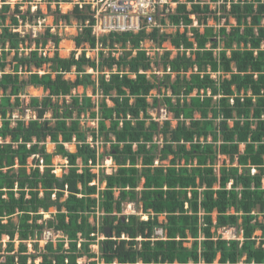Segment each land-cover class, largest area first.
<instances>
[{
	"label": "trees",
	"instance_id": "obj_1",
	"mask_svg": "<svg viewBox=\"0 0 264 264\" xmlns=\"http://www.w3.org/2000/svg\"><path fill=\"white\" fill-rule=\"evenodd\" d=\"M44 1L48 11L50 3L67 2ZM174 1L180 4L170 22L183 24V33L96 37L85 26L93 24L89 6L76 5L70 14L55 9L56 21L83 25L74 39L80 57L74 52L60 59L57 50L53 58L39 52L49 42L58 49L57 34L48 29L33 39L19 32L26 22L45 18L39 6L23 11L0 0V264H264V0H222L224 14L214 18H232L236 26L217 33L208 20L210 3L220 0ZM192 16L200 27H192ZM145 40L159 47L169 42L180 52L175 59L165 53L166 74L153 81L145 75L151 70ZM86 46L98 50L95 59L86 57ZM118 47L120 59L106 54ZM46 66L49 73L40 75ZM74 73L72 82L67 77ZM29 88L46 95L29 97L23 107L36 118L14 120V108L24 112L21 98ZM80 88L85 92L74 94ZM88 89L102 97L93 101ZM153 90H164L176 126L149 115L160 105ZM83 119L96 120L97 127L82 125ZM89 134L110 144L109 151L100 155ZM47 139L48 151L55 143L53 153L46 152ZM55 156L69 164L62 177L52 173ZM105 156L117 169L94 173L91 166ZM220 157L225 161L215 171ZM125 203L137 204L147 220L126 215ZM51 209L55 213L44 220ZM225 228H235L242 241L218 235ZM44 229L61 239L40 250ZM29 243L35 255L28 254Z\"/></svg>",
	"mask_w": 264,
	"mask_h": 264
},
{
	"label": "rangeland",
	"instance_id": "obj_2",
	"mask_svg": "<svg viewBox=\"0 0 264 264\" xmlns=\"http://www.w3.org/2000/svg\"><path fill=\"white\" fill-rule=\"evenodd\" d=\"M25 1L26 0H24V2H23V0H9V2L12 5H15V4L23 5V11H26L27 7L30 6L31 11L34 12L35 9L37 8V6H39L42 10V13L45 15V18L38 20V21L34 20L32 22H26V24L23 25L19 29V32L21 31L20 32L21 35L28 34L31 36V38L34 39V38L39 37L40 35H43L45 33V31L49 29L50 33L57 34L61 38V43L59 44L58 49H55L53 43H51V42L47 43L45 45V48H43V50H39V52L42 55H44V57L46 55V57L53 58V55H54L56 50L58 51L60 59H70L72 53H74V52L77 54V57H80V55L83 52L82 51L83 49L77 48L74 39L82 31V28H83L82 23L81 22L79 23L75 19H72L70 24H66L64 21H62L60 19L58 21H56L55 16L52 15V12H54L55 9H58V11H60V13H62V14H70L71 12H73L75 6L78 5L79 2L85 3V5H86L91 0H66L67 2H61V3H59L58 6H56L55 3H50L49 5H50L51 10H49V11L47 8L48 3L44 0H32V2H25ZM206 1L209 2L210 0H206ZM222 3L223 2L220 1L216 4H210V8L212 10V15H211L210 19L208 20V26L213 27V29L216 33L219 31V29L221 27H225L226 30L229 31L231 27L236 26V22L232 18H229L228 20L221 18V19H219V21H217L214 18V16H217V17L223 16L224 13L221 10L219 11L217 8ZM64 4H69V6H67L64 9ZM13 10H14V6H13ZM84 10H85V8H84ZM11 15H12V13L10 14V16ZM192 18L195 20L192 27H200L198 22H196V18L194 16H192ZM9 21H10V19H8V21H7L8 24H9ZM242 30L243 29L241 26V31ZM177 31H180L181 33H183L185 31V29H183L182 27L180 29H177V28L174 29L172 26H167L164 30V33L176 34ZM201 31H203V27L201 28ZM189 36L191 37L192 34L190 33ZM28 43L30 45L31 50H34L35 44L30 43L29 41H28ZM141 47L145 50L147 58L151 62L150 72L145 73V75L150 79V81L154 80L153 76H155L156 78H162L166 74L163 71L161 59L164 57V55L167 51H172V53H173L172 59L177 58L178 54L180 53L178 50H175L173 48V46L171 45V43H169V42L164 43V44H162L161 47H159V44H156V43L154 44L152 41L145 40L142 43ZM208 47H209V45H208ZM221 47H222V43H219V48H221ZM85 49L87 50L86 51V57L92 58V59H95L97 57L98 50H96V51L88 50L87 46ZM31 50H26L27 51L26 53H28ZM181 51H183V50H181ZM218 51H219L218 49L215 50V53H217ZM112 53L114 54V57L118 60L121 57H123L124 50H122L121 47H118L117 50H114V51L106 50L107 55L112 54ZM133 55H135V53ZM188 55H189V53H188ZM13 57H14V53L11 54L9 61H12ZM156 64H158L159 67L156 66ZM49 71H50L49 67L46 66L44 69H42L40 71L39 74L43 75L44 73H49ZM7 72L10 73V67L7 68ZM87 73L93 74L92 72H87ZM169 73L170 72H167V74H169ZM96 76L97 75H95V77ZM171 77H172V80H174L176 78V74L171 75ZM212 77H214L216 79L218 76L215 75ZM67 79H69L72 82L76 81V74L74 73V75L67 77ZM83 92H85V90H83V88H80V89H77L74 92V94L82 95ZM27 94L29 96H24L21 98L22 99V104H21L22 108L27 106L29 97H40V98H42L43 96H46L45 94L42 93L41 90H35L33 88H29L27 90ZM86 94H87V96L92 97L93 101H97V98L102 97L100 94L95 96L92 89H88ZM168 94H169V96H171L170 93H168ZM151 96L160 99V105L156 106L153 109H149V111H148L149 115L152 116V119L159 120L161 125L164 123L165 120H172L173 126H176L177 120L173 119V115L168 113V110L164 106V101H163L164 90H162L161 95L158 93V91L153 90L151 92ZM67 100H70V99H67ZM148 101L150 103H152V98L149 97ZM108 103L111 106L113 105V103L110 100H108ZM18 110L19 109L17 107L13 109L14 112H13L12 116H13L14 120L16 118H23L24 120H29L30 118H32V119L36 118L35 114L28 108H25L24 112L22 114H20V112ZM46 116L50 117V114L48 113ZM198 117H200V116L198 115ZM85 122H86L88 127H95L96 128L97 124H98L96 120H87V119H83V121H81V124L83 125V124H85ZM88 136H89L88 141L92 144L93 147H97L98 153L100 155L103 154L104 151H109L110 144H107V146H103V143L101 140H98L97 142H95V141H93L91 134H89ZM48 142H49V139H47L44 142L46 152L53 153L55 151V143L52 142L53 148L50 149V151H48V149H47ZM73 146H76L77 151L75 153H77L79 141L74 139ZM219 159H220V161H219L218 165L216 166L215 171H217L219 169V166H221L225 161L224 157H220ZM29 162H31L30 159H29ZM51 163H52V165H51L52 173H54L57 177H62L63 174L69 172V164H67V161L65 159H62L61 157L55 156L52 159ZM227 163H228V160L226 159V164ZM78 164H79L80 168L82 169L83 166L81 165L80 160L78 161ZM164 164H169V161L165 162ZM159 165H160V161H156L155 166H159ZM182 165H184V162H182ZM91 167H92L94 173H96V174L103 173V172H106L108 174H112L117 169L116 163L114 161H112L111 159H109L107 156L100 159L96 166H91ZM43 168H44V166H42V161H41L40 162V169L42 170ZM57 172L59 173L58 175L56 174ZM253 173H254V170H253ZM142 183L143 182H141L140 187L142 186ZM104 187H105V185H103L101 188L103 189ZM263 189H264V184H263ZM124 207H125V214L126 215L136 214L138 216H141V219L147 220L148 217L146 215L142 214L140 207L137 206V204L125 203ZM50 213H55V210L51 209L50 212H48L47 214L44 215L43 219L44 220L49 219ZM230 213H233V212L231 211ZM256 213H259V210H256ZM93 220L94 219H92L91 221L93 222ZM165 220H166L165 216L160 217V222H164ZM13 221L16 223L17 218L14 217ZM158 233H159V237L163 236L161 229L159 230ZM219 233H221L222 237L227 241H229V240H238L240 242L242 241L241 236L237 235V231L235 228H225V229L219 230L218 235H219ZM256 236L260 237V232H257ZM40 239H41V241L39 244V249L42 250L47 242L51 241L54 243L55 241L61 239V236L58 235V233H54L50 230L44 229L42 236H40ZM100 239L103 240V237L100 236ZM4 241H5L4 245L2 246L3 251L5 250L6 243L8 242V240L4 239ZM16 246H17V244H16ZM28 250H29L28 251L29 255H35V253L32 252V248L30 246V243L28 244ZM93 250L96 253H98L97 247L93 248ZM0 251H1V245H0ZM1 262L4 263V259ZM39 263H40V259H37L35 261V264H39ZM83 263H85V262L80 261V264H83Z\"/></svg>",
	"mask_w": 264,
	"mask_h": 264
},
{
	"label": "built area",
	"instance_id": "obj_3",
	"mask_svg": "<svg viewBox=\"0 0 264 264\" xmlns=\"http://www.w3.org/2000/svg\"><path fill=\"white\" fill-rule=\"evenodd\" d=\"M179 4L174 0H91L86 5L78 3L82 10L85 6L90 7L93 34L98 37L113 32L137 31L141 27L159 35L164 33L167 26L185 29L183 24L177 27L170 22ZM159 19H164L165 24L158 22Z\"/></svg>",
	"mask_w": 264,
	"mask_h": 264
},
{
	"label": "bare ground",
	"instance_id": "obj_4",
	"mask_svg": "<svg viewBox=\"0 0 264 264\" xmlns=\"http://www.w3.org/2000/svg\"><path fill=\"white\" fill-rule=\"evenodd\" d=\"M67 6H69V4H64V9L67 7ZM90 16V15H89ZM91 17V16H90ZM92 18V17H91ZM93 20V19H92ZM163 21V22H162ZM165 20L164 19H159L158 20V22H161V23H163V24H165V22H164ZM93 23V22H92ZM85 26L86 27H93V24H89V21H86L85 22ZM140 32H145V33H147V34H149V33H151L152 31H147L146 30V28L145 27H141L139 30H137V31H128V32H120V33H118V32H113V33H109V34H101V35H99V37H103V36H109L110 34H123V33H133V34H139ZM92 35H94L93 34V29H92ZM96 36V35H95ZM96 37H98V36H96ZM162 231V235H163V230H161ZM158 235H159V233H158ZM163 237V236H162Z\"/></svg>",
	"mask_w": 264,
	"mask_h": 264
},
{
	"label": "clouds",
	"instance_id": "obj_5",
	"mask_svg": "<svg viewBox=\"0 0 264 264\" xmlns=\"http://www.w3.org/2000/svg\"><path fill=\"white\" fill-rule=\"evenodd\" d=\"M220 1H222V0H220ZM220 1H219V2H220ZM210 4H216V3H210ZM222 4H223V3H222ZM222 4H221V5H222ZM217 8H218V10L220 11V5H219ZM163 34H167V33H162L161 35H163Z\"/></svg>",
	"mask_w": 264,
	"mask_h": 264
},
{
	"label": "crops",
	"instance_id": "obj_6",
	"mask_svg": "<svg viewBox=\"0 0 264 264\" xmlns=\"http://www.w3.org/2000/svg\"><path fill=\"white\" fill-rule=\"evenodd\" d=\"M72 143H73V142H72ZM65 144H66V143H64V147L66 148ZM112 161H113V160H112Z\"/></svg>",
	"mask_w": 264,
	"mask_h": 264
}]
</instances>
